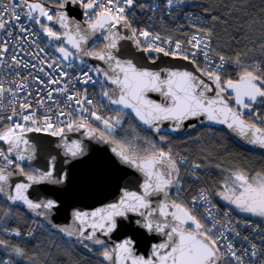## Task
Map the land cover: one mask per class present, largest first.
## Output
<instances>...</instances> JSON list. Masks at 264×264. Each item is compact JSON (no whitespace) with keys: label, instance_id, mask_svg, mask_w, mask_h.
<instances>
[{"label":"snow or ice","instance_id":"obj_1","mask_svg":"<svg viewBox=\"0 0 264 264\" xmlns=\"http://www.w3.org/2000/svg\"><path fill=\"white\" fill-rule=\"evenodd\" d=\"M134 2L135 0H62L58 4L61 11H57L53 15L43 2L19 0L18 3H13L10 7L8 4H0V30L7 29L10 22L20 21L21 16L18 9L22 6L26 7V12L23 14L28 19L34 20L48 38L54 41L66 39L77 53L82 51L81 42L86 43L89 35L106 29L108 34L104 35L103 39L108 43L104 45V48L99 52L83 51V55L92 56L108 63L111 74L99 67L91 70L102 73L105 80L116 86L114 90L118 93L116 98H113V94L109 91H102V96L112 105H122L124 108L131 109L140 121L154 129L156 133L161 132L160 122L173 121L174 124L170 131L175 132L181 130L185 121L206 116L209 121L226 125L247 143L264 149V126H259L264 125V119L260 118V113L254 107L256 103L264 106V62L244 66L241 54L238 53L234 59L218 54L219 63H213L209 57L210 32L205 33L203 38L194 35L187 41L192 51H185L179 41L175 42L174 49L160 46L157 43L161 41L160 35H153L147 30L138 31L132 27L131 21L127 18L126 9H130ZM66 3L82 6L84 16L88 18L90 33L82 34L81 25L75 21H69L68 15L63 11ZM175 3L183 4L184 0H175ZM173 4L174 0H166L167 7H171ZM152 7L156 6L152 5ZM41 18L59 23L64 32L54 31L53 27L43 23ZM70 23L74 25L72 29L69 27ZM118 25L124 29H130L131 35L127 37L120 35L116 30ZM19 29L21 32L25 31L22 24L19 25ZM7 34L10 36L11 31ZM121 40L132 41L136 49L145 53H159L166 57H179L185 61H189L191 58L190 62L196 66L195 71H167L166 75H162L161 71L139 68L131 59L121 60L114 54V50L118 52V42ZM145 43L146 47L143 46ZM164 43L170 45L172 41L169 39ZM55 50L62 54L63 60H68L73 55L63 45L56 47ZM6 51L7 46L5 45L0 48V55ZM40 51L43 52L44 49H40ZM198 55L203 56L206 67L201 68L196 65L195 57ZM12 59L17 66L22 63L16 56H13ZM154 59L153 57V61ZM41 63L47 62L41 61ZM54 64L56 68L60 67L55 60L48 63L47 67L51 69ZM226 65H235L241 69L237 79L222 80V73L226 72ZM23 66L29 67L27 63H23ZM39 71H44V69L41 68ZM45 75L48 74L45 73ZM67 75L68 73L64 71L59 73L60 77ZM201 76L207 77L215 85L214 97L206 95L213 89ZM39 82L45 83L44 80ZM89 82H94L93 77L85 71L82 73V83L88 84ZM47 83L56 84L59 83V80L49 78ZM16 87L19 91L26 88L27 85H17ZM228 90L234 93V102L238 107L233 108L229 105L224 95ZM5 91L12 92L13 90L11 87L5 89L3 83H0V96ZM54 91L66 93L67 88L48 91L49 100L52 99ZM148 92L160 93L165 98V102L157 103L148 99L146 95ZM15 94L13 92V95ZM65 102L69 105L74 103L77 106L78 119H73L71 110L57 109L58 114L55 116V121L49 115L38 120L35 111L31 109V101L27 99L19 102V111L13 107L12 114L7 117V121L11 122L10 126L0 130V141L8 145L7 154L3 149H0V160L5 165V167H0V194L9 201L22 202L32 211L41 208L46 210L57 208L56 200L49 199L46 202L35 203L26 195L32 183L51 180L55 169V157L50 160L49 171L32 175L24 173V169L20 167L19 163L14 164L9 156L15 153L18 161L33 158L32 145L29 144L25 136L26 133L44 132L53 137L64 139L65 131L85 129L87 135L114 144L113 153L123 163L136 168L145 179L141 185V192L125 189L122 190L119 199L113 203L91 212L74 211V220L81 227L77 232L66 227L60 228L61 232L68 236L78 235L82 241L87 240L94 245H101L103 259L111 264H244L243 256L237 254L238 249L234 246L233 241L228 240L225 233L217 229L219 222L214 220L213 213L208 209L204 210L205 220L211 221L210 226L207 222H201V219L196 215L197 205L202 201L209 202L207 189H201L197 196L192 197L191 207L167 199L169 188L179 184V165L187 162L186 157L178 158L171 149L165 151L152 141H147V147L141 149L137 147L135 141L115 140L112 133L121 125V118L119 116L105 118L98 115L94 110L93 100L88 98L86 90L83 96L79 92L67 95ZM37 103L43 106L44 101L41 99ZM85 105L89 107H85ZM245 110H248V115L255 117V120L245 119ZM48 111H52V109L50 108ZM61 117H64L65 120H61ZM89 118L103 124L104 131L92 128L88 122ZM2 119L3 117H0V120ZM256 120H259V125ZM189 127H195V125H189ZM158 138L160 141L166 139L164 135H159ZM22 145L23 147H21ZM65 148L73 157L82 154L81 144L78 141H72L71 144L65 143ZM26 151L28 152L27 157L24 155ZM7 166H15L21 174L27 175L29 183H17L12 192H9L7 190L8 180L12 173H6ZM200 167V164L194 163L192 174L195 175L194 170ZM52 182L63 183V177ZM220 187L221 190L215 192L216 196L235 206L240 212L264 218V171L250 173L244 168L230 169ZM161 193L165 199L154 207L149 197ZM128 213H137L142 218L135 221L139 227L166 237L163 242L152 245L151 255L147 258L135 254V241L131 236L124 238L113 248H108L104 240L97 238L98 231L105 236L114 232L118 228L117 218H127ZM39 215H44V213H39ZM158 217L163 219L160 220ZM86 228L91 229L87 235H85ZM233 231L235 230L233 229ZM0 232L10 233L12 236L22 235L19 229L10 230L7 227L0 228ZM24 235L30 237L32 232L29 231ZM235 235L239 237L240 233L236 232ZM243 239L247 240L248 237L245 236ZM84 247L88 248L89 245L84 244ZM0 248H3L6 253L10 250L16 257L32 259L27 256L24 247L9 244L6 239L0 238ZM222 248H226L227 251H222ZM242 251L252 257L264 254V249H260L258 252L255 244L251 245L250 253L248 249H242ZM0 264H16V261L12 256H8L7 259H0ZM260 264H264V261Z\"/></svg>","mask_w":264,"mask_h":264},{"label":"water","instance_id":"obj_2","mask_svg":"<svg viewBox=\"0 0 264 264\" xmlns=\"http://www.w3.org/2000/svg\"><path fill=\"white\" fill-rule=\"evenodd\" d=\"M148 1L162 3L165 0ZM58 11H61V9ZM63 11L68 15L69 21H75V23L81 25L82 34L91 32L88 28V21L84 17L82 6L79 4L69 5L66 3ZM52 25L56 28L57 32H64V29L59 23L52 21ZM69 27L72 29L74 25L70 23ZM116 30H118L122 36L127 37L131 35L130 29H124L119 25ZM107 34V30L105 29L89 35L86 43L81 42L82 51L80 53H77L76 50L67 43L66 39L54 41L48 38V40L52 45L66 43L76 55L87 59L95 68L99 67L111 74L108 63L92 56L83 55V51H90L92 43L98 40L102 41L103 49L104 45L108 43V41L103 39V36ZM118 49V52L114 50V54L117 55L119 59H131L137 67L146 68L150 71H161L162 75H166L167 71H195L196 66L193 65L190 60L185 61L179 57H166L159 53H145L136 49L134 43L130 40L119 41ZM153 57L155 58L154 61ZM97 74L100 79L112 89L113 98H116L118 94L114 91L116 86L111 84L110 81L105 80L102 73ZM201 78L213 89L212 92H208L206 95L214 97L215 85L209 81L207 77L201 76ZM146 95L148 99L154 100L157 103L165 102V98L158 92H148ZM224 95L231 107H238L234 102V93H232L231 90H228ZM110 106L116 112L130 114L142 129L153 135L156 139L162 134H171L181 137L197 127H209L225 131L246 147L264 153V149L257 145L247 143L237 133L228 129L226 125L209 121L206 116H200L185 121L181 130L175 132L170 131V128L174 124L173 121L160 122L161 132L156 133L154 129L140 121L131 109L124 108L122 105H112L111 103ZM245 113H248V110H245ZM189 125H195V127H189ZM25 136L29 144L32 145L33 158L31 160L25 159L23 161H18L15 153L10 154L9 158L21 164L35 167L39 174L50 170V160L52 157H55V169L53 170L51 180L32 183L26 195L35 203L46 202L49 199L56 200L58 207L52 210L41 208L32 211L22 202H12L4 195L3 196L10 205L22 209L26 215L41 222L48 230L62 233L73 242H77L81 245L88 243L93 244L91 241H82V238L78 235L68 236L66 233L59 230L60 228L66 227L73 232L78 231L81 226L74 220V211L91 212L109 203H113L119 199L122 190L125 189L136 192L142 191L141 185L145 179L143 174L136 168L123 163L115 153H113L112 148L115 147L114 144L87 135L85 129L71 132L65 131L64 139L53 137L44 132H29L26 133ZM72 141H78L81 144L82 154L73 157L66 151L65 143L71 144ZM3 146L7 154L8 145L3 143ZM21 147H23V145ZM24 155L27 157L28 152L26 151ZM6 173H12L8 180L7 190L9 192H12L17 183H29L27 175L21 174L16 167L7 170ZM61 177H63V183L52 182ZM174 186L170 187L168 190V200H174L172 197ZM164 199L165 197L162 193L149 197L154 207ZM39 213H44V215H39ZM141 219L142 218L137 213H128L127 218L118 217V228L108 236L98 231L96 233L97 238L104 240L108 248H113L115 244L131 236L135 241V254L147 258L151 255L152 245L163 242L166 237L160 233L148 232L146 229L139 227L135 221ZM158 219L162 220L163 218L158 217ZM90 231L91 229L86 228L85 235ZM108 264H111V262L108 261Z\"/></svg>","mask_w":264,"mask_h":264},{"label":"trees","instance_id":"obj_3","mask_svg":"<svg viewBox=\"0 0 264 264\" xmlns=\"http://www.w3.org/2000/svg\"><path fill=\"white\" fill-rule=\"evenodd\" d=\"M41 1L45 2L46 8H53V15L60 10L58 4L61 0ZM143 2H147V0H135L134 6L139 7ZM182 8L203 17L205 23L198 25L189 22L179 14L172 13L165 16L164 23L158 24L157 29L167 36L182 40L193 32L204 35L210 32L213 52L233 59L239 53L244 66L264 62V0H184ZM139 17L142 21H146L148 14L139 13ZM49 25L53 27L54 31H57L51 21ZM143 46L146 47V45ZM102 47V41L98 40L92 43L90 51L99 52ZM196 63L201 68L205 67L201 61H196ZM240 71L241 69L235 65H227L226 72L222 73V80L229 78L235 80ZM255 109L260 113V118L264 119V106L257 104ZM108 111L112 117L117 114L122 115L119 129L112 134L115 140L134 141L135 137H143L145 141L149 140L171 149L177 157H186L187 164L199 163L201 176L209 183L214 194L221 190L220 186L230 169L234 170L239 167L250 173L264 171V153L246 147L225 131L197 127L181 137L162 134L166 139L160 141L159 138L156 139L142 129L130 114L116 112L109 106ZM245 119L255 120V117H250L248 113H245ZM256 122L259 125V120ZM89 124L95 129H100L96 123L90 122ZM137 145L141 149L146 147L144 141H139ZM0 147H3L1 141ZM19 165L25 173L38 174L37 169L33 166L20 163ZM0 167H5L2 160H0ZM14 167L7 166L6 171ZM180 174L185 178L183 194L180 198H175L173 195L172 197L178 203L189 206L192 197L196 196L201 188V183L197 182L186 168L181 167ZM216 198L220 205L231 208L239 215L219 196ZM196 215L201 219V222H207L201 211L196 212ZM255 220L264 227L262 221ZM4 227L10 230L19 229L22 235L12 236L9 233L4 235V232H0V238L6 239L9 244L24 247L27 256L32 259L16 257L10 250L6 253L3 248H0V254L12 256L20 264H108V261H105L101 255V245L88 243L89 247L85 248L84 245L71 241L62 233L48 230L41 222L26 215L22 209L10 205L0 194V228ZM29 231L32 232V236L24 235Z\"/></svg>","mask_w":264,"mask_h":264},{"label":"built area","instance_id":"obj_4","mask_svg":"<svg viewBox=\"0 0 264 264\" xmlns=\"http://www.w3.org/2000/svg\"><path fill=\"white\" fill-rule=\"evenodd\" d=\"M18 2L19 0H0V4H8L9 7L13 3ZM29 2H43L45 4V2L41 0H29ZM152 5H155L156 7L153 8ZM178 9H180L179 4H176L175 0L173 6L171 7L166 6V0L162 3L147 1L141 3L139 7H135L133 5L130 9H126V15L129 21H131L132 27L136 28L138 31L147 30L153 35H160L161 41L157 42L160 46L174 49L175 42L179 41L185 51H192L190 46L187 44V41L194 35L203 38L205 36L204 34L195 32L188 35L186 39L182 40L168 37L157 29L158 24L160 25L164 23L166 15ZM18 12L21 16L20 21L10 22L7 29L0 30V48L5 45L7 46V51L0 55V83H3L5 89L11 87L13 90L12 92L5 91L4 94L0 96V117H3V119L0 120V129L10 126L11 122L7 121V117L12 114L13 107L19 111V102L25 99L31 101V109L35 111L38 120H42L45 115H49L52 116L55 121V116L58 114L56 112L57 109L65 111L71 110L73 112V119H78V113L76 111L77 106L74 103L69 105V103H66L65 101L67 95L79 92L80 95L83 96L85 94V90L88 98L93 100V107L94 110L97 111V114L103 117H111L108 114L109 101L102 96V91L106 90L105 85L101 81L98 74L91 70L95 67L88 62L87 59L76 55L66 43L52 45L40 26L36 24L34 20L28 19L23 14L26 12V7H20ZM179 12L182 14L183 18L188 21L200 25L205 23V19L201 16L183 10H180ZM139 13L148 14L147 20L142 21L139 17ZM5 18L8 19L7 16H5ZM85 19L88 20L87 17H85ZM41 20L43 23L48 25L50 24V21H47L45 18H41ZM20 24L24 26V32L20 31ZM9 31H11L10 36L7 34ZM169 39L172 43L170 45L165 44L164 41ZM61 45L68 48V50L73 53L68 60H63L62 54L55 50L56 47ZM40 49H44V51L41 52ZM218 54L219 53L213 52L212 49L209 51V57L213 63H219ZM13 56H16L17 59L22 62L19 66H17L15 61H13ZM34 56L36 57L35 59L33 58ZM195 59L196 61H201L205 67L207 66L202 55H198ZM53 60L60 65L59 68H56L55 64L51 69L47 67V64L52 63ZM41 61H46L47 63H41ZM23 63H27L29 67L25 68ZM32 65H35V67H32ZM41 68H43L44 71H39ZM60 71L67 72L68 75L60 77ZM85 71L93 77L94 82H89L88 84L82 83V73ZM45 73L48 75H45ZM49 78L58 79L59 83L48 84L47 81ZM40 80H44L45 83L41 84L39 82ZM25 84L27 85L26 88L17 91V85ZM65 87L67 88L66 93L54 91L52 99H48V91ZM13 92L16 94L13 95ZM41 99L44 101L43 106L37 103V101H40ZM85 107L89 106L85 105ZM50 108L52 111H48ZM61 120H65V118L61 117ZM93 120L94 119L89 118L88 122L90 123ZM97 124L100 128L101 123L97 122ZM100 129L101 131H104V129ZM0 149L3 148L0 147ZM181 165L187 168L188 173H193V164H187L186 162ZM200 168L194 170L195 175L192 174L193 178L197 182L201 183V188L199 189L197 195L201 189H207L209 193V202H200V204L197 205L196 212L201 211L205 217L204 210H210L213 213L214 220L219 222L217 223V229L219 231H223L228 240L233 241L234 246L238 249L237 254L243 256L244 264H260V262L264 261V254L252 257L250 254H245L242 249H248L250 253L252 244L257 246L258 252L260 249H264V227L255 219L242 217L237 215L231 208L220 205L209 183L202 178ZM183 189L184 180H179V184L174 186L172 194L173 197L180 198L183 194ZM213 205H215V208H213ZM224 213H227V215H224ZM207 222L211 225V221ZM233 229L235 231H233ZM236 232L240 233L239 237L235 235ZM245 236L248 237L247 240L243 239ZM222 251L226 252L227 249L222 248ZM7 258L8 257L6 256L0 255V259ZM14 260L16 261V264H20L16 259Z\"/></svg>","mask_w":264,"mask_h":264},{"label":"rangeland","instance_id":"obj_5","mask_svg":"<svg viewBox=\"0 0 264 264\" xmlns=\"http://www.w3.org/2000/svg\"><path fill=\"white\" fill-rule=\"evenodd\" d=\"M183 4H184V3H183ZM47 8L50 9V10L52 11V13H53V8H52V7H47ZM141 39H143V38H141ZM144 45L147 46L146 43H145ZM117 116H119V117L121 118L122 115H121V114L113 115V117H117ZM106 117H107V116H106ZM106 117H105V118H106ZM111 117H112V116H111ZM107 118H108V117H107ZM92 122L97 124L98 121L93 120ZM100 125H101L100 128L104 129L103 124H100ZM3 129H4V128H2V129H0V130H3ZM118 129H119V127L116 128L115 131H114L112 134H114ZM134 141L137 142V143H138L139 141H142V142L144 141V144H145V146L147 147V141H149V140H146V141H145V138H143V137H139V138H136V137H135ZM156 146L159 147V148H163L165 151L168 150L167 148H165V147H163V146H160L159 144H158V145L156 144ZM137 147H138V145H137ZM138 148H140V147H138ZM257 217H258V216H257ZM256 219H259V220L264 221V218H261V217L256 218ZM5 234H6V232H4V235H5ZM9 234H10V233H9ZM0 255H1V256H4V255H2V254H0ZM6 257H8V256H6Z\"/></svg>","mask_w":264,"mask_h":264},{"label":"bare ground","instance_id":"obj_6","mask_svg":"<svg viewBox=\"0 0 264 264\" xmlns=\"http://www.w3.org/2000/svg\"><path fill=\"white\" fill-rule=\"evenodd\" d=\"M184 4H179V8L180 9H178V10H174L172 13H176V14H179V15H181L182 16V14H180V10H183V11H185L184 10V8H182V6H183ZM186 12H188V11H186ZM172 13H170V14H172ZM170 14H168V15H170ZM199 16V15H198ZM183 17V16H182ZM189 22H191V21H189ZM194 23V22H193ZM197 24V23H196ZM198 25H200V24H198ZM193 33H195V32H193ZM199 33V32H198ZM192 34V33H191ZM168 37H170V36H168ZM172 38V37H171ZM106 88H107V91H109L110 93H112V89L109 87V86H106ZM110 107V106H109ZM112 109V108H111ZM5 151V150H4ZM11 159V158H10ZM13 160V159H12ZM13 162H16V161H14L13 160ZM16 163H19V162H16ZM21 164V163H20ZM179 167H180V170H181V167L182 168H186V167H184V166H182L181 164L179 165ZM187 169V168H186ZM179 175H180V178L178 179V180H184V182H185V178L184 177H181V174L179 173ZM189 206H191V201H190V203H189Z\"/></svg>","mask_w":264,"mask_h":264},{"label":"crops","instance_id":"obj_7","mask_svg":"<svg viewBox=\"0 0 264 264\" xmlns=\"http://www.w3.org/2000/svg\"><path fill=\"white\" fill-rule=\"evenodd\" d=\"M220 199H221L226 205L232 206V208H234V210H235L239 215H242V216L247 217V218H253V219L259 218V217H257V216H252V215H250V214H248V213L240 212L238 209L235 208V206L229 204L227 201H224L222 198H220ZM257 220H259V219H257ZM260 221H262V220H260ZM262 222L264 223V221H262Z\"/></svg>","mask_w":264,"mask_h":264},{"label":"flooded vegetation","instance_id":"obj_8","mask_svg":"<svg viewBox=\"0 0 264 264\" xmlns=\"http://www.w3.org/2000/svg\"><path fill=\"white\" fill-rule=\"evenodd\" d=\"M106 89H107V88H106ZM257 104H259V103H256V104L254 105V107H255Z\"/></svg>","mask_w":264,"mask_h":264}]
</instances>
